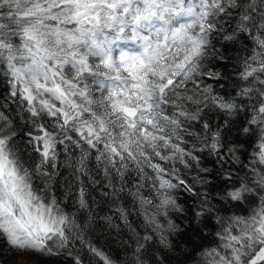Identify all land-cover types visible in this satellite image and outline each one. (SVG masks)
<instances>
[{"label":"snow or ice","instance_id":"6c2138e0","mask_svg":"<svg viewBox=\"0 0 264 264\" xmlns=\"http://www.w3.org/2000/svg\"><path fill=\"white\" fill-rule=\"evenodd\" d=\"M0 85L14 264H264V0H0Z\"/></svg>","mask_w":264,"mask_h":264},{"label":"trees","instance_id":"16d2710c","mask_svg":"<svg viewBox=\"0 0 264 264\" xmlns=\"http://www.w3.org/2000/svg\"><path fill=\"white\" fill-rule=\"evenodd\" d=\"M235 55V54H233ZM216 70L224 72L225 69L222 67H218ZM231 71V69H228ZM222 83H226V81H222ZM3 91V85H0V92ZM235 135V133L233 134ZM243 139V137H241ZM246 147V145H245ZM242 160L247 162V153L245 152L242 157ZM92 195H96L98 197V193L92 192ZM179 202L181 204L191 203L190 198L187 194H181L179 197ZM105 212H99V215H104ZM175 218V217H174ZM177 223H181L179 219H177ZM183 234L175 236L174 243L177 245V249L175 252L170 253L169 261L170 264H185V255L184 249H191L194 244H199L201 241L197 236H195L191 230L192 226L183 225ZM95 237L94 239L98 241V246L104 248L107 252H109L113 258L119 257L121 264L125 260L129 258V254L125 251V248L121 244L122 239H126V237L118 236L115 232H109L102 222L99 227H95ZM8 248L6 242L3 239H0V264H9L8 263ZM58 264H64L63 261H59Z\"/></svg>","mask_w":264,"mask_h":264},{"label":"rangeland","instance_id":"374dc122","mask_svg":"<svg viewBox=\"0 0 264 264\" xmlns=\"http://www.w3.org/2000/svg\"><path fill=\"white\" fill-rule=\"evenodd\" d=\"M8 263L9 264H14V261L17 260L19 257L15 254L12 253L11 255L8 256ZM59 261H50L49 264H58Z\"/></svg>","mask_w":264,"mask_h":264}]
</instances>
